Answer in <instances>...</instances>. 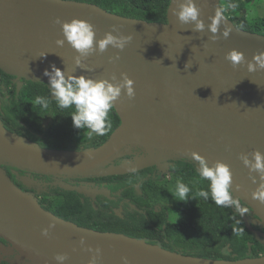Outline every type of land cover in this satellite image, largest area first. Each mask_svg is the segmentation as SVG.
<instances>
[{
	"label": "water",
	"instance_id": "1",
	"mask_svg": "<svg viewBox=\"0 0 264 264\" xmlns=\"http://www.w3.org/2000/svg\"><path fill=\"white\" fill-rule=\"evenodd\" d=\"M201 8L205 24L216 10L223 13L232 31L228 39L215 43L210 31H192V25H181L170 0L165 23L148 22L110 13L93 3L75 0H0V69L12 76L18 93L24 80L44 83L50 88L44 73L52 66L66 73L93 79L110 78L127 73L135 82V99L126 96L114 110L119 125L108 138L95 147L56 149L38 143L6 129L0 119V237L10 244L0 243V259L17 252L12 264H59L58 253H67L63 264H88L93 253L88 246L102 250L97 264H264V254L238 259H213L184 254L163 248L159 244L119 232L98 231L78 226L44 209L33 193L18 187L5 167L11 169L27 187L26 170L53 177H103L137 171L155 165L165 171L168 162L184 160L197 164L191 152H197L212 165L227 163L234 177L233 195L251 211L241 216L255 239L264 243V204L252 198L260 183L257 173L253 181L249 169L239 156L254 150L264 153V71L249 73L246 66L234 69L225 59L231 49L243 52L248 60L264 51V35L238 28L227 18L219 0H195ZM87 20L97 31V39L119 27L114 35H130L132 40L123 51L109 47L103 54L90 56L85 63L93 71L77 68L78 53L63 39L61 26L55 19ZM47 53L41 57L40 54ZM119 53L120 59L110 62ZM192 66L185 68L186 64ZM50 97H54L51 93ZM132 148L139 150L132 151ZM125 155H132L115 164ZM197 168L199 165L197 164ZM65 189H77L61 180ZM239 186V190L236 186ZM55 221L50 236L42 229ZM85 238L81 246L80 238Z\"/></svg>",
	"mask_w": 264,
	"mask_h": 264
},
{
	"label": "trees",
	"instance_id": "2",
	"mask_svg": "<svg viewBox=\"0 0 264 264\" xmlns=\"http://www.w3.org/2000/svg\"><path fill=\"white\" fill-rule=\"evenodd\" d=\"M75 1L93 3L110 13L124 17L157 23L167 21V8L170 2V0ZM219 2L225 16L234 21L238 28L264 35V16L250 20L245 12L244 0H219ZM39 97H45L50 101L47 109L36 104ZM0 99V119L4 127L20 135L26 128L42 132L44 139L49 135L73 137L80 130L74 127L71 118L75 109L59 108L57 101L50 98L49 88L44 83L24 80L16 93L12 76L0 69ZM41 116L51 118V123L45 130L42 127ZM110 120L112 132L120 123L114 109L110 113ZM85 131L88 144L93 147L104 142L111 133L106 136L93 134L89 139V130L85 129ZM51 140L55 141L53 138ZM62 142L65 141L62 139ZM38 144L45 148L48 146L41 141ZM172 162L170 172L176 180L184 182L191 189L186 202L179 200L176 193L177 185L165 188L158 181L150 183L148 179H144L139 185L142 194L133 196L136 201H146L148 205H151V202H157L161 209L153 212L147 208L145 215H131V221L121 219L113 213H105L106 216L103 219L99 216V211L94 210L89 204L83 206L79 199L72 196H67L60 202L50 203L47 210L63 219L72 220L79 226L143 238L150 243L184 254L213 259H238L263 255L264 243L255 239L235 208L216 205L211 198L210 182L201 179L195 164L184 160ZM129 175L128 173L108 175L103 176V179H120ZM199 190L209 191V198H192ZM65 193L72 194L70 191ZM127 195L131 196L130 192ZM129 223L132 225L131 231L128 229ZM253 227L257 229V226ZM237 229H243L242 234L237 235ZM157 238L160 239L159 242ZM0 264L9 263L1 261Z\"/></svg>",
	"mask_w": 264,
	"mask_h": 264
},
{
	"label": "clouds",
	"instance_id": "3",
	"mask_svg": "<svg viewBox=\"0 0 264 264\" xmlns=\"http://www.w3.org/2000/svg\"><path fill=\"white\" fill-rule=\"evenodd\" d=\"M173 14L178 18L181 25H192V31L204 33L211 32L209 40L213 43L221 39V26L223 25L222 37L228 39L232 29L227 26L222 11L216 10L214 16L209 17L210 23L205 24L201 18V8L195 3V0H176V7L172 9ZM55 24L61 26L63 39H57L56 44L63 47L65 41L78 53L74 57V64L77 68L93 71L85 61L94 54H103L108 51L109 47L123 51L128 43L131 42L132 36L114 35L119 32V27L112 25V31L105 32L102 38L97 39V31L95 26L87 20L73 18L70 21L61 20L57 17ZM47 53L40 54L41 57ZM110 62L115 63L120 59L119 53L110 57ZM225 59L230 62L231 66L236 69L246 66L249 73H257L264 71V51L253 55L248 60L245 54L237 49H231L226 54ZM188 63L186 69L191 68ZM49 77L51 93L54 94L55 100L61 109L74 108L71 118L73 125L77 129H88L89 139L93 134L97 136H106L112 130L110 113H112L117 102L121 101L123 96L133 100L136 96L135 82L127 73H121V79L118 80L115 74H111L110 78L93 79L84 75H74L71 72L66 73L61 69L52 66V70L44 73ZM50 101L45 97H39L36 104L42 105L44 109L49 107ZM190 155L199 165V175L202 180L210 182L211 198L217 206L224 208H235L241 215H247L248 209L241 205L240 198L233 195L234 177L230 166L220 160L209 165L206 158L197 152H191ZM244 166L249 169V174L257 173L260 183L255 191L252 192V198L264 204V153L254 150L249 154L241 153L239 156ZM254 182L256 177L251 176ZM239 190V186H236ZM176 193L181 201H187L191 193V189L182 181L177 182ZM202 197L209 198V191L199 190L196 199ZM56 227L55 221L49 223L48 227L42 229L41 234L45 237L50 236V231ZM243 229H237L236 234H242ZM81 246L85 245V238L81 237L79 241ZM86 251L93 253L88 264H97L98 258L102 254L99 247L92 248L88 246ZM55 260L59 264H63L68 259L67 253H58ZM124 264H128L127 257H122Z\"/></svg>",
	"mask_w": 264,
	"mask_h": 264
},
{
	"label": "flooded vegetation",
	"instance_id": "4",
	"mask_svg": "<svg viewBox=\"0 0 264 264\" xmlns=\"http://www.w3.org/2000/svg\"><path fill=\"white\" fill-rule=\"evenodd\" d=\"M14 83V82H13ZM15 84V83H14ZM5 90V89H3ZM51 95V88H49ZM51 98V97H50ZM51 99H55L52 97ZM1 104V99H0ZM42 127L43 130L46 129V126L51 123L50 117L41 116ZM23 136L28 137L30 140L39 143L48 145L47 148H58V149H81L85 147H93L88 144V140L86 139V131L85 129H80L75 136H51L49 135L46 139L43 138V134L40 131L32 130L26 128L23 130ZM54 139L55 141L51 140ZM62 139L65 142H62ZM57 140L59 142H57ZM138 148H132V151H138ZM132 155H125L121 158H118L114 161L115 164L122 162L124 159H130ZM172 161L168 162L165 171L159 170L155 165L145 167L143 169L130 172L127 177L120 179H112L107 180L103 179V177H53L48 175H41L34 172H28L26 170H18L19 178L21 176H27L29 179L30 185L27 187L20 180L16 178L14 174H12L11 169L9 167H5L4 169L10 175L14 183L20 187L22 190L27 191L29 193H33V195L37 198L38 203L47 210V207L52 202H60L64 200L67 196H72L80 200L83 206H87L88 204L92 206L94 210L99 211V216L104 219L106 216L105 213H113L117 217L121 219H131V215H140L146 214V209L156 212L161 209V206L157 202H151V205H148L146 201H136L133 195H141L142 191L139 187L140 182L144 179H148L150 183L159 182L161 186L167 187L173 184V180H175L174 175L170 172ZM195 164V163H194ZM196 169L197 164H195ZM57 180H61L63 183L74 186L77 189H65L56 183ZM65 191H70L72 194H66ZM131 194L128 196L127 194ZM242 205V203H241ZM49 211V210H48ZM51 212V211H50ZM252 214L251 211H248L247 216L250 217ZM89 216V215H86ZM59 217V216H58ZM61 218V217H60ZM68 221L74 222L72 220L66 219ZM131 221V220H130ZM75 223V222H74ZM77 224V223H76ZM130 224V223H129ZM78 225V224H77ZM79 226V225H78ZM257 229L264 232V228L258 225ZM83 227V226H82ZM164 227V225H163ZM132 225L130 224L128 229L131 231ZM160 238V237H159ZM157 238V241L160 239ZM158 241V242H159ZM167 243V240L164 239ZM0 243L9 247L7 241L0 237ZM17 252L13 250V253L3 255L4 258H7V261L4 259H0L1 261L12 264L11 261L15 260V255Z\"/></svg>",
	"mask_w": 264,
	"mask_h": 264
},
{
	"label": "rangeland",
	"instance_id": "5",
	"mask_svg": "<svg viewBox=\"0 0 264 264\" xmlns=\"http://www.w3.org/2000/svg\"><path fill=\"white\" fill-rule=\"evenodd\" d=\"M244 3L246 15L250 20L264 16V0H244ZM173 182L169 187L176 186L178 179L173 180Z\"/></svg>",
	"mask_w": 264,
	"mask_h": 264
}]
</instances>
